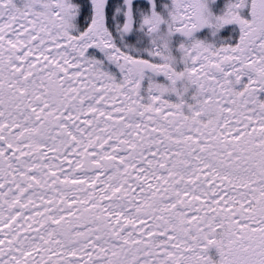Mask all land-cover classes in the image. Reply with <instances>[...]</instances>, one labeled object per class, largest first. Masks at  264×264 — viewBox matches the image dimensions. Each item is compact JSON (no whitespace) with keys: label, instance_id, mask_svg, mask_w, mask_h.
I'll use <instances>...</instances> for the list:
<instances>
[{"label":"snow or ice","instance_id":"obj_1","mask_svg":"<svg viewBox=\"0 0 264 264\" xmlns=\"http://www.w3.org/2000/svg\"><path fill=\"white\" fill-rule=\"evenodd\" d=\"M0 264H264V0H0Z\"/></svg>","mask_w":264,"mask_h":264}]
</instances>
